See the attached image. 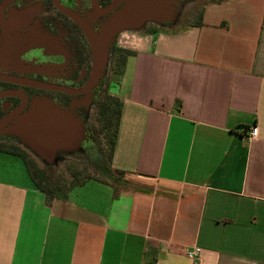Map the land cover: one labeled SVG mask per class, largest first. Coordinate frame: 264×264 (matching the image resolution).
Segmentation results:
<instances>
[{"label": "crops", "instance_id": "1", "mask_svg": "<svg viewBox=\"0 0 264 264\" xmlns=\"http://www.w3.org/2000/svg\"><path fill=\"white\" fill-rule=\"evenodd\" d=\"M123 38L107 175L50 199L0 151V264H264V0Z\"/></svg>", "mask_w": 264, "mask_h": 264}, {"label": "flooded vegetation", "instance_id": "2", "mask_svg": "<svg viewBox=\"0 0 264 264\" xmlns=\"http://www.w3.org/2000/svg\"><path fill=\"white\" fill-rule=\"evenodd\" d=\"M200 2L0 0V149L25 151L19 147L28 127L59 119L83 128L84 134L75 137L79 153L88 159L102 155L101 112L115 97L112 88L119 76L113 66L114 52L121 48L118 41L124 35L116 33L101 69L95 67L88 32L99 35L126 13L130 20L122 22V28H175ZM144 5L147 15L141 17L138 13Z\"/></svg>", "mask_w": 264, "mask_h": 264}, {"label": "rangeland", "instance_id": "3", "mask_svg": "<svg viewBox=\"0 0 264 264\" xmlns=\"http://www.w3.org/2000/svg\"><path fill=\"white\" fill-rule=\"evenodd\" d=\"M216 0H201L197 6L194 7L193 13H186L187 17L184 19L185 23H192V21L197 20L201 10L205 5L208 3H211ZM188 4L186 5V7ZM125 28V27H124ZM134 26H131V28H127V31H123L121 35L129 34L130 31L137 32L134 30L137 29H143V26L138 25L136 26V29ZM117 36V35H116ZM115 36V37H116ZM124 38L120 37L118 47H120V44L122 43V40ZM121 49H123L121 47ZM110 63H108L109 67ZM117 82L118 77H117ZM118 87L117 85L113 86L112 92L117 91ZM119 96L118 94H116ZM101 124V123H100ZM108 133V132H107ZM107 133L106 131L101 130V126L99 128V145H100V154L102 155H96L93 159H88L85 157V155L79 153L78 149H67L62 148L58 151H55L52 153V155L41 154L39 152V149H37L36 146H33L32 142L30 141H24L21 145V147L26 152H28L29 156L34 159V161L38 164L40 168L45 170L47 173L52 174L58 181L68 184L73 179V174H76L80 172L81 178L84 176H102V173L104 175H107V172L111 171V167L108 165V143H107ZM14 145H17L14 144ZM75 151V152H74ZM77 151V153H76ZM101 157V158H100ZM102 172V173H101Z\"/></svg>", "mask_w": 264, "mask_h": 264}, {"label": "water", "instance_id": "4", "mask_svg": "<svg viewBox=\"0 0 264 264\" xmlns=\"http://www.w3.org/2000/svg\"><path fill=\"white\" fill-rule=\"evenodd\" d=\"M146 12V6L144 5L138 15L146 17ZM129 20L130 13H126L117 17L112 25L106 28L101 34L98 35L93 32H88L89 40L95 54L96 68L103 69L102 67L104 66V62L101 60L106 58L108 54L107 52L115 39L114 37L116 33L119 31L122 33L123 31H127V28H131L129 25H125V28H122L120 24L125 21L128 22ZM133 29H136V27ZM140 30L142 29L134 31L139 32ZM28 128L29 129L25 132V141L32 142L33 146H36L41 154H47L50 156L59 149L67 148L68 145L71 147L69 149L79 150V140H75V137L78 135L79 138V134H84L83 128L76 123H73V125H66L65 123H61V120L59 119H47V121L43 124L38 126L33 125ZM47 155L44 157H47Z\"/></svg>", "mask_w": 264, "mask_h": 264}, {"label": "trees", "instance_id": "5", "mask_svg": "<svg viewBox=\"0 0 264 264\" xmlns=\"http://www.w3.org/2000/svg\"><path fill=\"white\" fill-rule=\"evenodd\" d=\"M113 66L118 76L123 75L128 57L131 52L125 49L117 48L114 52ZM121 119V103L116 97H110L101 112V130L107 133L108 143V161L112 160L117 133ZM0 151L12 153L23 158L29 174L36 186L44 192L48 198L52 199L59 191H70L78 186L84 185L87 181L97 179L96 176H84L81 178L80 172L73 174V179L68 184L58 181L52 174L47 173L40 168L38 164L25 151L17 149H0Z\"/></svg>", "mask_w": 264, "mask_h": 264}, {"label": "built area", "instance_id": "6", "mask_svg": "<svg viewBox=\"0 0 264 264\" xmlns=\"http://www.w3.org/2000/svg\"><path fill=\"white\" fill-rule=\"evenodd\" d=\"M258 133H259V129L257 126H253L249 130L244 131L245 137L249 140H253L257 138ZM186 254H187V257L191 259L192 261H197L200 258L201 249L198 247H194L190 250H187Z\"/></svg>", "mask_w": 264, "mask_h": 264}]
</instances>
